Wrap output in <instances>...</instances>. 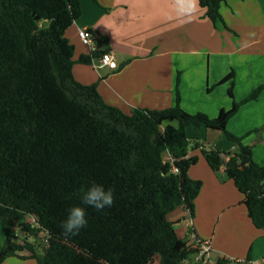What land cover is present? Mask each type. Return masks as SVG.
<instances>
[{
  "label": "trees",
  "instance_id": "1",
  "mask_svg": "<svg viewBox=\"0 0 264 264\" xmlns=\"http://www.w3.org/2000/svg\"><path fill=\"white\" fill-rule=\"evenodd\" d=\"M223 1L199 3L216 26L229 28L220 12ZM2 6L0 229L6 238L0 264L15 255L37 264H151L156 255L162 264H182L192 250L167 216L185 205L193 217L203 186L188 173L198 160L188 156L189 125L218 128L238 144L235 151L202 152L214 171L225 167L245 196L253 224L264 229V164L253 158L245 136L227 129L239 106L256 99L264 85L211 117L182 107L178 71L174 105L125 112L103 99L98 82L84 84L74 76L75 46L66 30L81 15L80 0H3ZM93 55L79 61L92 63ZM231 78L233 72L220 83ZM93 182L111 188L114 203L103 210L87 208V225L66 237L61 223ZM31 216L37 226L26 222ZM16 224L30 235L46 232L42 252L18 241L11 228ZM24 250L30 255L19 254Z\"/></svg>",
  "mask_w": 264,
  "mask_h": 264
},
{
  "label": "crops",
  "instance_id": "2",
  "mask_svg": "<svg viewBox=\"0 0 264 264\" xmlns=\"http://www.w3.org/2000/svg\"><path fill=\"white\" fill-rule=\"evenodd\" d=\"M0 0V13L3 10ZM81 15L66 30L75 46L73 73L84 84L98 82L103 99L125 112L134 107L163 109L175 104L176 77L181 105L191 113L217 116L257 87L264 85V0H224L222 23L216 26L199 0H80ZM89 27L102 40L104 51L115 54L118 67H95L79 61L92 56L78 36ZM108 69L103 72L102 69ZM233 78L220 83L229 73ZM232 88L233 97L229 95ZM227 129L252 147L253 158L264 164V89L256 99L241 104L228 120ZM190 138L188 156L198 160L189 175L203 180L192 217L185 205L168 214L180 238L188 241V222L197 234L211 239L213 257L229 260L264 256V229L249 216L244 194L221 167L214 171L202 148L235 151L218 128L186 127ZM164 158L169 159L168 151ZM226 159L229 156L225 157ZM0 229V252L5 241ZM20 255L29 256L24 250ZM6 264H37L34 258L9 256Z\"/></svg>",
  "mask_w": 264,
  "mask_h": 264
},
{
  "label": "built area",
  "instance_id": "3",
  "mask_svg": "<svg viewBox=\"0 0 264 264\" xmlns=\"http://www.w3.org/2000/svg\"><path fill=\"white\" fill-rule=\"evenodd\" d=\"M78 36L83 44L87 45L92 55L98 51H103L100 55H93L92 63L95 67H109L115 69L118 67L116 56L113 52L104 51L101 39L89 27H81L78 30ZM170 159V158H169ZM31 222L33 226H37V222L33 216ZM187 235L189 246L192 250L189 258L186 260L188 264H221L220 261L213 257V245L211 239L199 236L194 228L193 221L188 222ZM23 225L16 224L11 228L15 231V236L19 238L22 232L27 233ZM21 230V231H20ZM28 234V233H27ZM234 264H264V256L258 259L238 258L234 260Z\"/></svg>",
  "mask_w": 264,
  "mask_h": 264
},
{
  "label": "clouds",
  "instance_id": "4",
  "mask_svg": "<svg viewBox=\"0 0 264 264\" xmlns=\"http://www.w3.org/2000/svg\"><path fill=\"white\" fill-rule=\"evenodd\" d=\"M80 199L81 204L70 207L61 223L66 237L77 235L87 225V208L103 210L112 206L114 194L111 188H105L104 185L93 182L81 190Z\"/></svg>",
  "mask_w": 264,
  "mask_h": 264
},
{
  "label": "rangeland",
  "instance_id": "5",
  "mask_svg": "<svg viewBox=\"0 0 264 264\" xmlns=\"http://www.w3.org/2000/svg\"><path fill=\"white\" fill-rule=\"evenodd\" d=\"M116 59H117V57H116ZM107 70L108 69H106V68L102 69L103 72H106ZM31 221H32V218H30V217L27 218V220H26V222H31ZM23 229H24V227H23ZM18 241L20 243H23V244L25 242H30V243L34 244L36 251L40 253L43 251L44 247L47 244V234L44 231H40V232H38V234H31V235L22 232L18 238ZM151 264H162L160 256L156 255ZM182 264H188V263H187V261H184Z\"/></svg>",
  "mask_w": 264,
  "mask_h": 264
},
{
  "label": "water",
  "instance_id": "6",
  "mask_svg": "<svg viewBox=\"0 0 264 264\" xmlns=\"http://www.w3.org/2000/svg\"><path fill=\"white\" fill-rule=\"evenodd\" d=\"M223 156H224V157H226V155H225V154H224Z\"/></svg>",
  "mask_w": 264,
  "mask_h": 264
}]
</instances>
